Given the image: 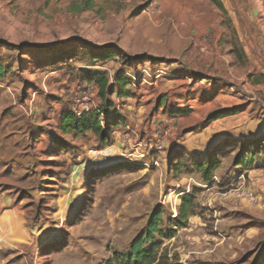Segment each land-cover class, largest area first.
<instances>
[{"label":"rangeland","instance_id":"rangeland-1","mask_svg":"<svg viewBox=\"0 0 264 264\" xmlns=\"http://www.w3.org/2000/svg\"><path fill=\"white\" fill-rule=\"evenodd\" d=\"M136 1L0 0V62L10 72L0 81V131L17 134L18 152L0 185L11 199L0 208V264H118L115 254L128 251L158 208L168 232L183 194L194 188L205 224L195 246L204 253L191 262L254 264L264 251V0H222L228 17L211 10L209 0H159L151 12L152 0ZM73 2L80 11L71 10ZM208 14L216 26L193 38L192 16ZM105 47L118 58L94 62ZM72 53L62 67L59 60ZM195 62L202 68L193 87L186 78ZM95 70L106 72L112 85L126 75L134 92L130 104L112 97L126 125L107 140L60 128L73 95L93 85L82 75ZM187 88L203 95L193 116L186 121L160 111L161 102L181 101ZM96 95L101 106L98 88ZM234 99L239 105L219 122L231 134L202 154L178 157L186 139L203 131L204 105L216 109ZM170 119L174 134L165 154L131 157L135 143L154 145L160 124ZM218 150L225 153L208 184L188 159L207 161ZM237 188L258 203L233 196ZM171 239L162 240L170 256L183 242Z\"/></svg>","mask_w":264,"mask_h":264},{"label":"trees","instance_id":"trees-1","mask_svg":"<svg viewBox=\"0 0 264 264\" xmlns=\"http://www.w3.org/2000/svg\"><path fill=\"white\" fill-rule=\"evenodd\" d=\"M210 2L221 12L228 17V11L222 0H210ZM75 2L71 4L72 11H80ZM229 19V18H228ZM231 20H227V23H231ZM226 23V20L225 22ZM103 52L94 57V62L106 61L118 58V53L115 49H109L105 47ZM235 48H233L230 54H233ZM238 57L243 60L246 54L242 48L239 49ZM74 53L65 56L59 60V64L63 65L67 62V59L72 60ZM57 62V61H56ZM54 65H45L44 67H53ZM60 66V67H61ZM6 65L0 62V81H2L7 74H9ZM112 85L110 78L106 72L96 71L88 75L83 74L82 80L90 82L99 89V95L102 99V105L97 109L86 113L85 115L78 117L71 110H66L60 119V128L64 133H73L75 135H84L89 132H93L102 140H107L108 133L123 124H125L124 118L121 116L119 109L114 105L112 97L117 95L120 98L129 97L130 93L126 84L127 76L119 75ZM163 102L160 103V107ZM187 110L178 109L170 112L172 117H176L177 114H185ZM233 112L228 109L218 110L212 112L203 121L202 126H207L214 120L221 117L231 115ZM173 151V150H172ZM171 151V152H172ZM225 152L218 150L216 153L211 154L209 160H195L188 159L202 175V180L208 184L212 183V178L216 171L220 167V160ZM181 159H185V154H177ZM245 164L241 159L240 165ZM200 191L199 188H194L191 192L184 193L181 198V204L178 215L171 220L172 226L168 232L163 229L164 226V211L162 208H158L150 217L146 229L137 235L129 246L127 252L123 254L116 253L115 261L118 264H182L178 254L172 256L166 250H162L163 238H173L178 230L185 229L189 226V220L192 216L197 214L199 204L197 202V194ZM264 260V251L258 254L254 264H262Z\"/></svg>","mask_w":264,"mask_h":264},{"label":"crops","instance_id":"crops-1","mask_svg":"<svg viewBox=\"0 0 264 264\" xmlns=\"http://www.w3.org/2000/svg\"><path fill=\"white\" fill-rule=\"evenodd\" d=\"M126 1L130 3V6L135 3L134 0H126ZM157 1L159 0H152V3H150L148 8H150V6H152L153 4L157 5ZM136 2L144 3L145 0H137ZM210 3L211 2L209 0L208 4L210 5ZM191 7L194 8L195 10H199L201 5L191 4ZM225 8L227 9L226 6ZM210 9L213 10L214 12L218 10L217 8L213 6V4H211ZM213 21L214 19L210 16V14L204 15L203 17L197 16V15L192 16L190 22H191V27H194V28H192L190 32L193 33V38H199L203 35V33L208 32L212 27H215L216 25ZM226 63H228L226 64V67H228V70L230 71L232 69L234 71V65L232 64V62H229V60L226 59ZM192 65H193V68L189 70L191 76L186 79L188 80L189 84L194 83L193 87H196L199 84L195 81L194 75L200 73V70L202 67L198 66L196 62ZM93 72H96V70ZM205 81L206 80L203 81V78H202L200 83L202 84L207 83ZM209 86H212L214 88V86L211 84H209ZM213 88L207 91V93H212L214 91ZM127 89L130 93V96L123 97V101L124 103L127 102L128 104H130L131 98L134 97V92L130 88V86H127ZM187 89L189 90L188 94L187 95L185 94L184 97H182L181 101L175 100L172 103H168L166 101L162 103L161 107H159L160 111L163 113V112H171L173 110H178V109L187 110V113L185 114H177L176 117L180 118L181 120H186L190 118V116H193V114L196 113L197 111L195 104L198 103L199 101L198 98L203 97V95L201 96V92H198L195 94L194 93L195 89H192V88H187ZM218 94L219 93L214 94L210 100L212 99L214 100V98H216ZM185 98H188L187 103L185 102ZM235 100L236 99L233 100L232 105L230 103L228 105H223L222 107L216 108V109H214L213 107H210V103L206 104L204 105V108H202L203 115L201 116L199 115V117H201L202 121H204V119L208 117L209 113L211 114L212 112H215L221 109H230V108L236 107L239 104H238V100H236L237 101L236 103L234 102ZM176 102H177V106H175ZM236 115H239V113ZM224 119L225 117H221L217 120H214L209 125L205 126L201 133H198L195 136H189L184 142V145H185L184 154L187 155L186 153L188 152H196L198 154L199 153L202 154L204 153L205 150L209 149V147L211 148V145L209 146L210 142L213 144V142H216L219 138L223 137L224 135H230L232 132L231 127L222 126L221 124H219V122L223 121ZM188 134L190 135L191 133H188ZM16 137H17V134H12L11 131H6L4 133L0 131V185L3 183V181H7V177L5 176V174L7 172V169L10 167V165L18 163L17 161L18 152L16 150L17 147H16V142H15ZM199 144H201L202 146H200ZM175 147L176 145H174L173 147H170L169 153ZM165 152L163 154H165ZM205 198L206 199L209 198V195L205 196ZM8 199L11 200L8 196H5L4 192L0 193V208L1 206H3V204L6 201H8ZM201 200H203V197L201 198ZM219 219H223V218L216 217V220H219ZM204 226L205 224H204V221L202 220L201 215L196 214L190 218L189 226L185 229H182L181 231H178V234H176L175 237L171 239V243L173 241V242H176L177 245L180 244L181 241L183 240L182 244L175 249L176 253H178L179 255L180 262L182 264L193 263L191 262L192 258L202 256V254L204 253V251L198 250L199 248L198 246H195L197 242L202 241L201 238L197 235L201 234V232L204 231ZM249 232L253 233L252 239H256V237H258L259 235V233L255 231L254 229H252ZM179 237H182V239L180 240ZM186 239H188L189 242L186 241ZM220 243L221 242H218L219 245ZM189 245H191V247ZM262 264H264V261Z\"/></svg>","mask_w":264,"mask_h":264},{"label":"built area","instance_id":"built-area-1","mask_svg":"<svg viewBox=\"0 0 264 264\" xmlns=\"http://www.w3.org/2000/svg\"><path fill=\"white\" fill-rule=\"evenodd\" d=\"M157 5L153 4L148 8V11H156ZM97 88L95 85H92L91 87H87L84 90H80L76 92L73 95L72 102H73V108L72 112L77 115L78 117H81L85 115L88 112H91L98 108V104L100 103V99L97 98ZM126 124H123L125 126ZM161 132L157 136L156 132V143L153 144H147L145 142H137L134 144V146L131 147V157L134 159H137L139 161L147 159L148 156L152 152H158V153H164L167 149V142L170 140V138L174 134V125H173V119L167 120L165 122H162L161 124ZM133 143L130 141V144ZM132 145V144H131ZM158 164V163H157ZM234 195L236 197L242 198L251 205H256L258 203V198L255 194L250 192L249 190L245 188H237L236 190H233ZM194 264V263H193Z\"/></svg>","mask_w":264,"mask_h":264}]
</instances>
